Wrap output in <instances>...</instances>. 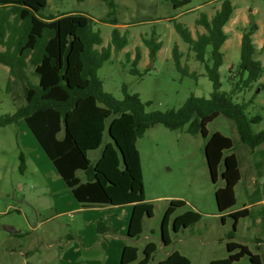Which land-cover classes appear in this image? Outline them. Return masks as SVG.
Returning a JSON list of instances; mask_svg holds the SVG:
<instances>
[{
	"label": "trees",
	"instance_id": "16d2710c",
	"mask_svg": "<svg viewBox=\"0 0 264 264\" xmlns=\"http://www.w3.org/2000/svg\"><path fill=\"white\" fill-rule=\"evenodd\" d=\"M102 1L108 7L107 17L102 21L114 25L110 44L106 47H102L100 31L92 28L93 20L84 14L43 16L41 12L46 8L47 0H0V46L3 47L0 63L7 66L10 76L14 77L7 81L6 91L11 93V84L19 75L25 76L28 66L35 78L30 81L24 77V101L19 104L12 95L15 112L1 114L0 127L23 120L82 207L131 205L126 231L128 241L142 232L145 218L153 215V204L144 195L137 140L158 123L170 130L200 134L205 140L204 154L210 179L215 183L219 175L223 181L214 193L217 213L222 221L226 217L233 219L234 231L230 233L233 235L238 220L249 215L246 208L230 212L236 203L235 187L241 180L239 160L234 152L225 154L234 149V141L219 131L209 134L206 125L221 115L234 123L238 140L249 153L264 143V129H252L261 116H249L248 102L233 98L264 73V64L257 58L264 44L258 49L252 39L257 24L251 23L240 29V56L235 74L239 75V80L227 92L220 90L219 67L224 57L222 46L228 38L224 26L235 11L232 2L222 0L211 17L202 13L195 23L204 32L198 33L196 38L187 27L174 23L176 32L194 58L203 64L212 91L208 97L190 95L177 108L147 112L145 106L150 104L149 101L142 102L138 94H129L125 89L123 98L117 99L104 91L97 75L112 51H120L128 45V32L122 33L116 26L114 0ZM166 1L173 8L189 2ZM12 16L13 20H10ZM142 40L148 48L150 61L154 60L161 48L155 33ZM125 57L132 66L130 73L137 75V64L141 59L139 48H136L134 58L131 59L128 53ZM181 58L182 53L175 44L172 59L176 70L195 77V72H189L187 66L181 65ZM106 139L107 143L104 142ZM97 149H100V155L93 162L88 154ZM185 205L182 199L169 200L160 225L164 245L171 243L170 230L176 233L200 220L201 215L193 209L173 216ZM97 230L99 233L116 232L104 226L101 219L97 221ZM256 241L264 243V240ZM156 249L154 242H148L143 248V257L138 259L137 247L126 243L120 264H148ZM226 250V257L212 259L207 264H234L244 256L251 264L263 263L262 256L252 253L245 244L227 241ZM159 264H190V260L175 250Z\"/></svg>",
	"mask_w": 264,
	"mask_h": 264
},
{
	"label": "rangeland",
	"instance_id": "374dc122",
	"mask_svg": "<svg viewBox=\"0 0 264 264\" xmlns=\"http://www.w3.org/2000/svg\"><path fill=\"white\" fill-rule=\"evenodd\" d=\"M230 1L235 6V12L225 25L228 38L222 46L224 57L219 67L220 90L227 92L239 80V75L235 74L239 64L242 26L256 23L258 29L252 36L253 43L257 48L264 43V0ZM221 2L222 0H189L181 7L173 8L166 0H114V15L118 21L116 26L122 33L128 32V45L120 51H112L110 59L98 69L97 75L104 91L117 99L123 98L124 89L129 94L136 93L142 102H150L145 106L147 112L177 108L190 95L208 97L212 91V83L205 75L203 64L194 58L193 52L176 32L174 23L187 27L196 38L200 33L198 29L204 30L196 25V19L202 13L211 17ZM107 12L108 7L102 0H47V6L41 13L43 16L80 13L90 17L93 20V30L100 31L102 47H106L110 44L114 28L113 24L102 21L107 17ZM10 20H13V16ZM153 33L161 43V48L155 59L150 61L148 48L142 38H149ZM175 44L182 53L181 65L187 66L189 72H195V77L183 75L176 70L172 59ZM136 48H139L142 55L137 64L139 75L130 73L132 66L125 57L128 53L131 59L134 58ZM0 50L3 47L0 46ZM257 58L264 64V48ZM8 70L7 66L0 63V115L15 112L16 104L12 95H15L19 104L24 101V77L35 81L32 68L28 66L25 76L15 78V82L11 84V93L7 92V81L14 80ZM233 98L238 102H248L246 111L249 116H261L260 122L252 125L253 131L264 129V73L258 81L236 93ZM206 128L209 134L219 131L230 137L234 141V149L225 154L234 152L240 162L242 143L238 140L234 123L220 115L209 122ZM24 130H27V125L21 119L0 127V264H75L77 260L83 263L86 254H90L96 246H82L76 232L79 219L76 213L67 216L56 214L46 191H38L45 184V177L29 160L28 153H32L33 149L29 144L23 143ZM204 143L200 134L170 130L160 123L147 129L137 140L146 196L164 197L152 201L153 215L145 218L142 232L128 241L137 247L138 259L143 257V248L150 241L157 245V249L148 264H159L166 253L174 250L186 255L190 264H207L212 259L227 256V235L234 231V221L229 217L222 221L220 214L217 216L214 193L217 187L223 185V181L219 175L215 183L211 181ZM99 152L100 149L90 152L89 159L94 161ZM221 169L222 164L219 166L220 171ZM243 180L235 187L236 203L233 209L249 201L245 192L250 184ZM167 196L180 198L186 203L173 216L193 209L201 218L197 223L176 233L170 230L171 243L164 245L160 238V225L169 203ZM105 217L107 216L102 214L99 218L103 219L102 224ZM239 224L241 228V224L249 227L247 218L240 219ZM6 225L21 233L15 235L5 230ZM103 225L108 226V223ZM247 229H239L238 235H242L244 239L253 237L251 229ZM106 233L118 236V230L100 234ZM247 245L252 253L261 255L264 261V243L256 246L253 240H247ZM234 264L251 263L244 256Z\"/></svg>",
	"mask_w": 264,
	"mask_h": 264
},
{
	"label": "crops",
	"instance_id": "0c3cea01",
	"mask_svg": "<svg viewBox=\"0 0 264 264\" xmlns=\"http://www.w3.org/2000/svg\"><path fill=\"white\" fill-rule=\"evenodd\" d=\"M198 31L202 33L204 30L202 31L201 29H198ZM22 140L25 145L29 144L33 149L32 153H28L30 162L35 165L38 169V172H40L41 175L45 177V184L41 185L38 191L41 193L46 191L45 193H47V195L51 199V202L56 210V214L67 216V214L71 215V213H76L79 218L76 223V226L78 227L76 229V232L79 234L77 236L80 238L82 246L84 248L96 246L95 249L97 251L93 249L90 254H86L87 256L83 260V263H80L77 260L75 264H120L123 247L126 243H128V239L125 237L132 212V206L106 205L96 207H82L74 198L71 190L64 183V181L54 168L53 164L51 163L50 159L42 150L28 127L27 130H24ZM104 142L107 143L108 139H106ZM240 150L241 153L239 169L241 171V179H244L243 181L245 183L250 184V188H247L245 192V194H247L249 198V201L248 203L244 202L241 206L233 209L230 212L246 208L249 213L247 217L249 227H245V225L241 224V226L243 227L241 228L239 224L240 220H238L235 232L233 233V235H230V233H228L227 241H234L247 245V240H253V243H255L256 246H259L262 244V242H258L256 240H264V181H258L264 179V143L255 147L251 153H249V149L244 144L240 145ZM246 153H248L247 156L245 155ZM99 155L100 152L96 155V158L93 162H95L99 158ZM78 175L81 176L82 173L78 172ZM144 180L145 179L143 177V187L145 183ZM238 184H240V182ZM144 195L146 200L150 202L156 199L164 198L163 196L148 198L146 196L145 187ZM166 198L167 200L180 199L172 196H167ZM260 205H262V207H258ZM102 214L107 216L105 217V221H107H103V224L108 223V226H111V228L118 230V236H114L112 235V233L100 234L97 231L96 222ZM226 214L227 213H225L224 215ZM217 216H219V214H217ZM70 218H72V216H70ZM11 228L12 230H14V232L11 233L15 235L21 233L14 227ZM246 228L251 229L250 232L253 234V237L244 239L242 235H238V231L240 232L241 229ZM171 252L172 251H170L169 253ZM169 253H166L165 257ZM163 259H161L160 261H162ZM262 264H264V261Z\"/></svg>",
	"mask_w": 264,
	"mask_h": 264
},
{
	"label": "water",
	"instance_id": "95a60500",
	"mask_svg": "<svg viewBox=\"0 0 264 264\" xmlns=\"http://www.w3.org/2000/svg\"><path fill=\"white\" fill-rule=\"evenodd\" d=\"M5 230H7V231H9V232H14V230H12V228L9 227V226H5Z\"/></svg>",
	"mask_w": 264,
	"mask_h": 264
}]
</instances>
